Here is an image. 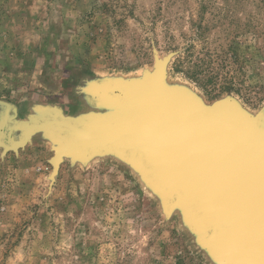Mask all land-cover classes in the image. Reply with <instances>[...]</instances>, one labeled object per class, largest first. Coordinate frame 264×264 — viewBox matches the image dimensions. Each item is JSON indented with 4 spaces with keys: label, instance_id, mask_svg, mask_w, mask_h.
Segmentation results:
<instances>
[{
    "label": "rangeland",
    "instance_id": "obj_1",
    "mask_svg": "<svg viewBox=\"0 0 264 264\" xmlns=\"http://www.w3.org/2000/svg\"><path fill=\"white\" fill-rule=\"evenodd\" d=\"M228 50L241 95L212 99L185 73ZM159 62L165 94L264 114V0H0V101L23 113L31 97L78 121L127 112L106 88L139 86ZM46 135L0 145V264H230L132 163L63 155L55 170Z\"/></svg>",
    "mask_w": 264,
    "mask_h": 264
},
{
    "label": "water",
    "instance_id": "obj_2",
    "mask_svg": "<svg viewBox=\"0 0 264 264\" xmlns=\"http://www.w3.org/2000/svg\"><path fill=\"white\" fill-rule=\"evenodd\" d=\"M164 63L139 86L106 88L127 112L78 121L43 107V118L21 123V141L0 145L16 149L34 133H48L57 145L55 170L63 155L87 160L116 152L164 194L167 206L183 202L197 232L230 264H264L263 113L251 121L230 103L195 110L184 93L161 90ZM0 104L10 111V104ZM4 119L0 138L9 123Z\"/></svg>",
    "mask_w": 264,
    "mask_h": 264
},
{
    "label": "trees",
    "instance_id": "obj_3",
    "mask_svg": "<svg viewBox=\"0 0 264 264\" xmlns=\"http://www.w3.org/2000/svg\"><path fill=\"white\" fill-rule=\"evenodd\" d=\"M220 60L223 63L219 65V69H214L215 61ZM238 61V54L233 50L223 51L222 54L209 55L206 59H201L198 63H194L191 69L187 71L186 76L197 83L201 87L206 95L212 99L219 98L223 94L234 93L241 95L240 89L236 85L235 77L229 69V65H236ZM179 61L176 65L178 71L181 70ZM183 72V71H182ZM213 86V89L210 88Z\"/></svg>",
    "mask_w": 264,
    "mask_h": 264
},
{
    "label": "crops",
    "instance_id": "obj_4",
    "mask_svg": "<svg viewBox=\"0 0 264 264\" xmlns=\"http://www.w3.org/2000/svg\"><path fill=\"white\" fill-rule=\"evenodd\" d=\"M38 92H40L41 94H43V90L42 89H38ZM32 97L28 100L30 104L29 106V110H27V113H23V107L20 105H16V104H12V103H8L10 104V118H9V123L8 126L6 128V135L7 137H11L15 131H13V134L11 133V131L13 130V128H19V134H21V130H20V125L22 122L27 121V122H31L32 118H43V114H42V110L43 107H57L56 103H52L49 104L48 102H43V99L41 100H34L32 101ZM33 102V103H32ZM4 106V105H1ZM5 108V107H4ZM63 110V109H62ZM11 130V131H10ZM42 137L41 139L44 140L45 142H47L48 144H52L50 138L47 137L46 133L43 131L34 133L31 138H30V142L31 144L33 143V145L35 144V142H37V138ZM14 140H17V136L14 138ZM43 142V141H42Z\"/></svg>",
    "mask_w": 264,
    "mask_h": 264
},
{
    "label": "bare ground",
    "instance_id": "obj_5",
    "mask_svg": "<svg viewBox=\"0 0 264 264\" xmlns=\"http://www.w3.org/2000/svg\"><path fill=\"white\" fill-rule=\"evenodd\" d=\"M178 94L180 95L181 93L179 92ZM184 96H185V98H187L189 100V102L191 103L190 105H192L193 106L192 108H194L195 110L205 111V110H208V107L210 106V105L206 104L205 102L201 101L200 99H197V98H194L192 96H189L188 94H184ZM233 108H235V107H233ZM236 109H237L236 112H238L239 115H241L243 117H246V118H250L251 121L255 120V119L253 120L252 118H255L256 115H250L247 112L241 110L240 108H236ZM4 118H8V119L10 118V111H7V110L5 111ZM250 119H249V121H250ZM258 119L260 121L259 122V126H260V128L262 130V133L264 134V114L261 115ZM0 140L2 141L1 138H0ZM94 154L90 155V157L88 159H92V158L100 155L98 153L96 155H94ZM114 154H116V152H114ZM133 166H135V165H133ZM195 231H197V230H195Z\"/></svg>",
    "mask_w": 264,
    "mask_h": 264
}]
</instances>
